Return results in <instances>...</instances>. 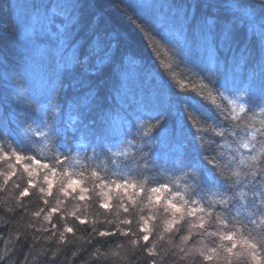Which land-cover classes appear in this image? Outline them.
<instances>
[{"label":"trees","instance_id":"1","mask_svg":"<svg viewBox=\"0 0 264 264\" xmlns=\"http://www.w3.org/2000/svg\"><path fill=\"white\" fill-rule=\"evenodd\" d=\"M0 264H264V0H0Z\"/></svg>","mask_w":264,"mask_h":264},{"label":"snow or ice","instance_id":"2","mask_svg":"<svg viewBox=\"0 0 264 264\" xmlns=\"http://www.w3.org/2000/svg\"><path fill=\"white\" fill-rule=\"evenodd\" d=\"M242 110H243V109H242ZM245 147H248V146L245 145ZM75 184H76V181H70V182H69V186H70V187H71V186H74ZM49 187H51V184L49 185ZM118 187H119V185H118ZM152 191H153L154 193H159V192L162 191V188H153ZM26 194H27V190H25V192L22 193V195H26ZM80 198L83 199L84 197L81 196ZM105 207H107V205H105ZM172 208L174 209L175 212H179V211H180V209H179L178 207H176V205H174V204L172 205ZM200 227H203V225L201 224ZM68 231L71 232L72 229L69 228ZM144 239L147 240L148 237L145 236ZM225 239H227V240H232L233 237H232L231 234H229L228 236L225 237ZM235 247H236V245H235V243H233L232 247H231V248H228L227 251L231 253V252H232V249L235 248ZM250 247H252L253 249H255L256 245H255V244H252V245H250Z\"/></svg>","mask_w":264,"mask_h":264},{"label":"rangeland","instance_id":"3","mask_svg":"<svg viewBox=\"0 0 264 264\" xmlns=\"http://www.w3.org/2000/svg\"><path fill=\"white\" fill-rule=\"evenodd\" d=\"M35 167V169L38 167V166H33V167H31V168H34ZM53 181H54V179H53ZM77 187H79V183L78 182H76V184L74 185V186H71V188H77ZM107 192H109V190L107 189ZM154 200L157 202V203H159L160 202V199L158 198V197H156V198H154ZM169 203V205L167 206V211L168 212H170L172 215L170 216L171 217V220H179V216H178V214H180L181 215V213H180V211H181V207L180 206H178V205H176V204H174V205H176V207H178L179 209H180V211L179 212H175L174 211V209L172 208V205H173V203L172 202H168ZM169 225V224H168ZM171 226V225H170Z\"/></svg>","mask_w":264,"mask_h":264}]
</instances>
